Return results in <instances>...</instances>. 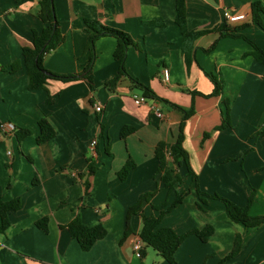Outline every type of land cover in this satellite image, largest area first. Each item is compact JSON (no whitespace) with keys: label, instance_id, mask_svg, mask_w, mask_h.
<instances>
[{"label":"crops","instance_id":"0c3cea01","mask_svg":"<svg viewBox=\"0 0 264 264\" xmlns=\"http://www.w3.org/2000/svg\"><path fill=\"white\" fill-rule=\"evenodd\" d=\"M54 2L65 41L46 57L45 68L59 75L84 73L92 32L86 20L129 34L135 44L127 54L130 76L172 104L185 110L194 106L183 146L200 191L219 194L240 207H247L254 194L250 215L264 216V66L251 55V44L212 32L185 46L176 23V0ZM254 2L264 7V0H186L187 29L213 31L227 21L225 12L244 15V20L230 24H249L242 34L264 51V14L263 25L253 23ZM39 11V0H0V122L31 131L21 142L15 134L0 142V195L21 203L9 214L8 230L0 233V264H169L152 248L143 258L135 255L142 228L139 215H132L133 233L125 238L129 209L156 190L144 203L146 216L159 217L175 202L177 191L188 193L163 216L162 227L178 234L214 228L207 242L188 236L176 253V264H220L233 252L237 236L241 250L226 264H264V224L247 228L234 223L224 204L214 199L200 210L201 196L185 166L180 168L183 184L173 189L156 176V146L177 141L184 115L159 100L136 104L143 93L127 77L114 91L109 89L107 83L120 68L114 58L116 38L105 36L94 43V88L80 79L49 80L44 89L29 90L23 50L33 47L34 33L45 27ZM216 42L217 47L206 52ZM164 69L169 70L168 82ZM208 75L223 81V94L204 98L188 93L211 94L214 85ZM227 102L232 127L218 130ZM100 105L103 111L98 113ZM42 119L52 125L55 136L40 145ZM128 126L136 131L123 139ZM94 140L95 158L90 154ZM91 158L96 169L92 175ZM129 160L136 167L121 180L119 173ZM76 217L87 226L107 229L90 251H83L67 228ZM44 219L47 230L37 225Z\"/></svg>","mask_w":264,"mask_h":264},{"label":"trees","instance_id":"16d2710c","mask_svg":"<svg viewBox=\"0 0 264 264\" xmlns=\"http://www.w3.org/2000/svg\"><path fill=\"white\" fill-rule=\"evenodd\" d=\"M40 11L39 18L45 24L42 32L34 33L33 47L25 48L23 50V60L27 69L28 74V88L29 90H39L44 89L49 80H59L65 83L86 80L87 83L94 88L93 82V61H94V43L101 37L110 36L117 40V48L114 53V58L119 62V73L118 75L107 83V86L111 91L115 90V87L122 77H127L131 80L136 88L142 91L143 96L147 100H159L171 104V106L183 113V119L180 124L179 136L175 143L160 142L155 149V156L159 162V167L156 176L161 175V180L165 186L171 189L176 186H181L184 182V177L180 173V168L185 166L187 169V176L190 177L197 187V191L200 194V201L198 203L200 210H205L208 205V199H214L221 201L226 209L228 217L234 223L243 224L247 228H255L264 224V216H251L250 215V205L254 200V194H252L248 201L247 207H240L231 200L219 195H209L200 191L198 186V176L195 174L191 167L190 157L185 150L184 143V127L186 121L190 119L195 114L194 106L190 110H185L182 107L172 104L167 100L159 97L151 88L143 85L136 79H134L127 71L126 61L127 54L131 47H133L134 41L131 36L123 31L105 27L97 21L86 20L85 23L87 27L92 31L87 49L91 53V58L86 64L83 74H69V75H59L48 71L44 66V61L48 55L57 50L65 41V38L61 32L60 24L57 19L55 2L54 0H39ZM176 23L180 27L183 35L185 36V46L193 45L194 42L201 36L205 34L218 32L222 38L232 37V38H243L253 47L251 55L264 66V51L258 47L253 41L247 39L242 32L248 28L250 25L245 24L242 26H232L228 21L223 23L219 28L213 31H188L187 29V9L186 0H176ZM261 14H264V7L261 2H254L252 4V16L253 23L263 25ZM217 47V42L206 52H211ZM190 61V60H189ZM210 81L214 85V90L211 94H203L197 91H190L188 93L193 97L201 96L204 98L218 97L223 94L224 83L220 81L216 76L208 75ZM227 115L218 130H225L232 127L230 120V110L231 105L229 102L226 104ZM41 134L38 136V143L40 145L47 143L55 136V130L52 125L46 120L42 119L39 122ZM136 128L125 127L122 131L121 137L126 139L128 136L133 134ZM18 140L21 142L27 136L31 135L30 130H19L16 129L14 133ZM209 136L208 134L206 135ZM92 159V158H91ZM93 160H90L89 174H94L96 169L93 166ZM136 164L134 161L129 160L122 171L119 173L121 180H126L130 172L135 169ZM90 185L86 183L87 195L89 192ZM157 193V190L146 195H143L137 204L132 206L128 212L127 218V230L125 232V238L133 233L131 228V217L132 215H139L142 221V228L140 231V238L143 242L144 249L142 250V258L145 257V250L147 248H152L161 258L167 261L169 264H176V253L181 245L184 243L186 238L191 235L197 236L201 241L207 242L208 239L213 235L214 228L212 226H207L204 229H194L188 231L184 234H178L171 228H165L161 226V220L163 216L171 212L176 206L183 203L187 192L177 191V198L175 202L165 211L161 213L159 217L146 216L143 213L144 203L149 202ZM21 208V203L19 201H4L0 195V233H5L10 227L9 214L11 212H16ZM47 219L41 220L37 225L44 230H47ZM69 232L72 238L76 239L83 251H90L93 246L100 240L104 239L107 235V229L102 226L90 227L83 223L80 217H76L68 226ZM242 239L237 236L235 241L234 250L227 258H225L220 264H226L228 260L237 256L241 250Z\"/></svg>","mask_w":264,"mask_h":264},{"label":"built area","instance_id":"2783aa9c","mask_svg":"<svg viewBox=\"0 0 264 264\" xmlns=\"http://www.w3.org/2000/svg\"><path fill=\"white\" fill-rule=\"evenodd\" d=\"M244 18H245L244 15L235 16V15H232V13L229 11L225 12V19L229 23H232V24L242 21L244 20ZM162 75H163V79L165 80V82H168L170 78L169 70L164 69L162 71ZM146 102H147V99L144 96L135 98V103L138 105L145 104ZM102 111H103V108L101 107V105L96 107V112L100 113ZM16 129H17L16 125L12 122H0V142L3 141V139L6 136L14 134ZM97 143H98L97 140H94L90 146V154H91V157L93 158L97 157V150H96ZM143 247H144L143 242L139 236L138 238H136L135 243H134V252H135V255L139 258L142 257Z\"/></svg>","mask_w":264,"mask_h":264}]
</instances>
